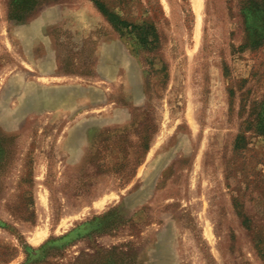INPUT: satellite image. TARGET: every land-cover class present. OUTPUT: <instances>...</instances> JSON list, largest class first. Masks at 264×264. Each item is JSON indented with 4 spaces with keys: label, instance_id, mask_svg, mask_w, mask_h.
I'll return each instance as SVG.
<instances>
[{
    "label": "rangeland",
    "instance_id": "obj_1",
    "mask_svg": "<svg viewBox=\"0 0 264 264\" xmlns=\"http://www.w3.org/2000/svg\"><path fill=\"white\" fill-rule=\"evenodd\" d=\"M0 264H264V0H0Z\"/></svg>",
    "mask_w": 264,
    "mask_h": 264
},
{
    "label": "trees",
    "instance_id": "obj_2",
    "mask_svg": "<svg viewBox=\"0 0 264 264\" xmlns=\"http://www.w3.org/2000/svg\"><path fill=\"white\" fill-rule=\"evenodd\" d=\"M124 23H125V25L128 24L127 22H124ZM128 26H129V25H128ZM134 27H135V26H134Z\"/></svg>",
    "mask_w": 264,
    "mask_h": 264
},
{
    "label": "bare ground",
    "instance_id": "obj_3",
    "mask_svg": "<svg viewBox=\"0 0 264 264\" xmlns=\"http://www.w3.org/2000/svg\"><path fill=\"white\" fill-rule=\"evenodd\" d=\"M41 233V232H40ZM40 233L38 235H40ZM44 235V234H43ZM40 237V236H39ZM42 238V237H41ZM39 239V238H38Z\"/></svg>",
    "mask_w": 264,
    "mask_h": 264
}]
</instances>
